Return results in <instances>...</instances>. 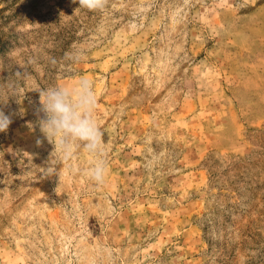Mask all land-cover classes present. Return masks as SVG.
I'll return each instance as SVG.
<instances>
[{
  "label": "rangeland",
  "instance_id": "rangeland-1",
  "mask_svg": "<svg viewBox=\"0 0 264 264\" xmlns=\"http://www.w3.org/2000/svg\"><path fill=\"white\" fill-rule=\"evenodd\" d=\"M81 77L102 185L39 128ZM0 110V264H264V0H0Z\"/></svg>",
  "mask_w": 264,
  "mask_h": 264
},
{
  "label": "clouds",
  "instance_id": "clouds-1",
  "mask_svg": "<svg viewBox=\"0 0 264 264\" xmlns=\"http://www.w3.org/2000/svg\"><path fill=\"white\" fill-rule=\"evenodd\" d=\"M77 2L80 9L90 12L103 11L108 4V0H73V3ZM84 55L83 51H77L66 53V58L79 63ZM36 90L40 97L38 112L43 113L39 118L40 131L55 146L51 164L63 165L75 159L78 150L83 149L91 160L86 168L74 171L82 172L96 185H102L109 167L104 133L96 116L98 100L93 81L81 77L71 87L55 85ZM11 123V117L0 110V132H5ZM54 170L49 167L47 174Z\"/></svg>",
  "mask_w": 264,
  "mask_h": 264
}]
</instances>
